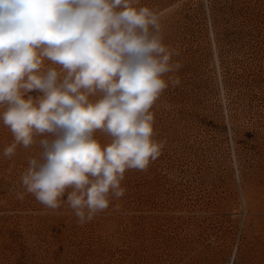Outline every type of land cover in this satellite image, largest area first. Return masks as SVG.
Here are the masks:
<instances>
[{"label":"rangeland","instance_id":"1","mask_svg":"<svg viewBox=\"0 0 264 264\" xmlns=\"http://www.w3.org/2000/svg\"><path fill=\"white\" fill-rule=\"evenodd\" d=\"M140 5L181 65L151 109L161 155L80 225L25 192L37 149L4 157L14 138L0 122V264H264V0Z\"/></svg>","mask_w":264,"mask_h":264},{"label":"clouds","instance_id":"2","mask_svg":"<svg viewBox=\"0 0 264 264\" xmlns=\"http://www.w3.org/2000/svg\"><path fill=\"white\" fill-rule=\"evenodd\" d=\"M176 55L140 0H0V122L14 138L3 155L37 149L25 192L67 204L80 225L123 197L125 172L165 147L151 109L180 83Z\"/></svg>","mask_w":264,"mask_h":264}]
</instances>
